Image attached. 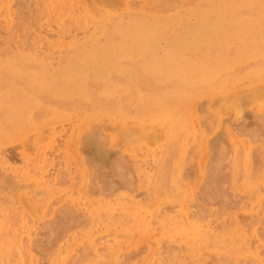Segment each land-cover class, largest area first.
<instances>
[{"label":"rangeland","instance_id":"obj_1","mask_svg":"<svg viewBox=\"0 0 264 264\" xmlns=\"http://www.w3.org/2000/svg\"><path fill=\"white\" fill-rule=\"evenodd\" d=\"M0 264H264V0H0Z\"/></svg>","mask_w":264,"mask_h":264},{"label":"bare ground","instance_id":"obj_2","mask_svg":"<svg viewBox=\"0 0 264 264\" xmlns=\"http://www.w3.org/2000/svg\"><path fill=\"white\" fill-rule=\"evenodd\" d=\"M252 1V0H251ZM243 9V8H242ZM213 11V10H212ZM228 13V12H227ZM88 14V13H87ZM240 17H242V16H240ZM252 18V17H251ZM152 21V20H151ZM150 24H151V22H150ZM158 24V23H157ZM245 24H247V22L245 23ZM140 26V25H139ZM138 26V27H139ZM142 26H144V25H142ZM142 26H140V27H142ZM150 26V25H149ZM222 27V26H221ZM223 27H224V25H223ZM123 28V27H122ZM135 29V28H134ZM246 31V30H245ZM109 32V31H108ZM130 35H128L127 37H129ZM95 37V36H94ZM126 39H128V38H126ZM131 39V38H130ZM125 40V39H124ZM111 41V40H110ZM126 41V40H125ZM128 41V40H127ZM131 41V40H130ZM129 42V41H128ZM127 44V43H126ZM124 45H125V43H124ZM134 47V46H133ZM80 53V52H79ZM103 53V52H102ZM107 53V52H106ZM110 53V52H109ZM80 54H83V53H80ZM221 55V54H220ZM85 57V56H84ZM220 58V57H219ZM229 58V57H228ZM17 59V58H16ZM84 59H86V58H84ZM89 59H91V58H89ZM230 59V58H229ZM135 60V59H134ZM204 61V60H203ZM210 61V60H209ZM92 63V62H91ZM138 64V63H137ZM211 64V63H210ZM209 64V65H210ZM241 65V64H240ZM131 66V65H130ZM137 66H139V65H137ZM232 66V65H231ZM15 67V66H14ZM18 67V66H17ZM16 67V68H17ZM25 68H27V67H25ZM38 68V67H37ZM15 69V68H14ZM24 69V68H23ZM32 70V69H31ZM223 70H224V68H223ZM100 71V70H99ZM154 71V70H153ZM177 71V70H176ZM20 72V71H19ZM34 72V71H33ZM155 72V71H154ZM22 73V72H21ZM25 73H26V71H25ZM24 73V74H25ZM125 73V72H124ZM163 73V72H162ZM215 73V72H214ZM18 74V73H17ZM13 75H14V73H13ZM22 75V74H21ZM120 77V76H119ZM93 79V78H92ZM4 82V81H3ZM96 82V81H95ZM180 83V82H179ZM41 84H43V83H41ZM103 84V83H102ZM99 85V84H98ZM97 85V86H98ZM96 86V87H97ZM88 88V87H87ZM95 88V87H94ZM133 88V87H132ZM119 90V89H118ZM79 91V90H78ZM99 91V90H98ZM134 91V90H133ZM138 91V90H137ZM37 92V91H36ZM89 92V91H88ZM100 93V92H99ZM174 93V92H173ZM193 93V92H192ZM133 94V93H132ZM89 95V94H88ZM131 96V95H130ZM178 96V95H177ZM196 96V95H195ZM113 98V97H112ZM111 98V99H112ZM5 99V98H4ZM27 99V98H26ZM97 99V98H96ZM166 99V98H165ZM164 99V100H165ZM120 100V99H119ZM130 102V101H129ZM178 102V101H177ZM10 103V102H9ZM34 103V102H33ZM119 103V102H118ZM126 103V102H125ZM146 103V102H145ZM181 120V119H180ZM187 120V119H186ZM191 123V122H190ZM6 127V126H5ZM182 128V127H181ZM183 129V128H182ZM249 149V148H248ZM238 157V156H237ZM252 164V163H251ZM169 170V169H168ZM175 178H176V176H175ZM261 179V178H260ZM263 184V183H262ZM253 188V187H252ZM177 225V224H176ZM171 226V225H170ZM183 226V225H182ZM194 230V229H193ZM214 232V231H213ZM217 233V232H216ZM243 233V232H242ZM191 236V235H190ZM195 239V238H194ZM243 239H244V237H243ZM204 243V242H203ZM229 248V247H228ZM17 251V250H16ZM253 252V251H252ZM257 255V254H256ZM242 256V255H241Z\"/></svg>","mask_w":264,"mask_h":264}]
</instances>
